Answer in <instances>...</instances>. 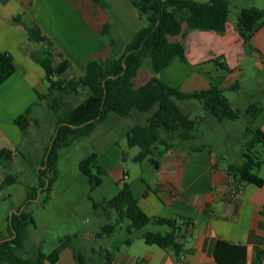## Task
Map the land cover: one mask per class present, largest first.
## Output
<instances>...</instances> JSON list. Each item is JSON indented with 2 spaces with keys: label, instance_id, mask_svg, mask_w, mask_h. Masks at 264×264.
I'll return each mask as SVG.
<instances>
[{
  "label": "crops",
  "instance_id": "obj_1",
  "mask_svg": "<svg viewBox=\"0 0 264 264\" xmlns=\"http://www.w3.org/2000/svg\"><path fill=\"white\" fill-rule=\"evenodd\" d=\"M104 1L107 6L103 9L93 0H0V53L12 57L16 70L0 85V151L10 150L14 153L19 151L27 140L15 124L16 119L38 103L33 110V117L37 122L36 117L42 114L43 106L47 105L45 101L39 102V98L48 95L49 89L45 82L44 69L32 58L37 45L30 41L27 27L35 24L42 31L46 40L43 45L53 54L54 68L67 65L57 78L78 80L85 76L90 61L96 60L106 64L115 55L124 53L129 45L122 43L121 40L123 34L121 23L124 19L121 15L122 6L116 4L115 0L111 3ZM110 6L114 10V23L109 12ZM135 16L137 17L138 13ZM106 25H110V30L104 35ZM190 36L192 32L185 38L178 39L185 41L182 43L185 47L186 63L191 58L192 74L180 87H172H177L184 93L213 87L221 89L224 93L240 90L241 80L246 72L243 62L247 60L254 61L256 69L264 73V28L255 34L251 42L252 49L249 50L244 48V40L237 32L236 23L230 18L222 35L201 32L187 43ZM179 61L183 63L180 59ZM164 70L160 72L159 78L171 86L163 81ZM139 73L140 70L135 83L139 79ZM151 77L144 79L145 83L140 86L146 84ZM259 83L262 87L258 89L261 93L258 96H263L264 81ZM83 92L89 95L88 89H81L79 94ZM259 103L264 105L262 102ZM230 104L234 109L240 110L231 102ZM251 104L253 103L245 105L240 111H244ZM179 107L181 108L180 105ZM181 110L183 111L182 108ZM185 114L194 120L189 114ZM127 118L130 122L128 131L135 125L133 122L140 121L134 114ZM36 124L33 123L31 126L30 137ZM254 124L264 133V112ZM127 133L120 140L106 136L104 144L108 148L102 151L116 152L114 162L107 170L113 173L120 189L122 181L128 179L123 167L126 156L131 152ZM243 138H247V135L245 134ZM237 140L240 141L241 137L238 136ZM191 141L177 142L174 149L159 160L158 169L148 163L146 169L150 176L148 179H142L143 188L138 194L135 193L138 205L146 215L166 219L180 217L189 223L179 232L181 253L176 255L173 251L147 245L139 235H136L131 243H127L129 235L124 227H120L108 239H99L97 232L89 231L84 234L85 241L94 244L85 252V256L91 262L218 264L214 259V250L217 242L223 241L246 247L247 264L254 263L258 249L263 253L264 264V185L257 187L252 184L235 183L227 169L229 164L220 165L207 144L203 145H207L209 150H193L198 146L190 144ZM256 148L257 146L254 149ZM257 153L264 161V144ZM16 156L17 153L15 158ZM135 156L132 157V161ZM261 170L262 168L257 172ZM258 176L264 179V176L259 174ZM4 178L5 171L0 167V199L3 198ZM233 190H237L238 194L231 198ZM8 231L9 229L4 231L0 228V238H7L5 234ZM101 250L108 252L110 261L100 257ZM75 251L73 246L62 251L57 264H77Z\"/></svg>",
  "mask_w": 264,
  "mask_h": 264
},
{
  "label": "trees",
  "instance_id": "obj_2",
  "mask_svg": "<svg viewBox=\"0 0 264 264\" xmlns=\"http://www.w3.org/2000/svg\"><path fill=\"white\" fill-rule=\"evenodd\" d=\"M93 1L103 9L107 6L104 0ZM131 2L139 15L145 19L146 26L134 35L124 53L115 55L106 64L96 60L90 61L85 76L78 80L57 78L67 65L54 68L53 54L43 45L46 40L42 31L35 24L27 27L30 41L37 45L32 58L44 69L45 82L49 89L48 95L39 98V102L45 101L50 112L56 116L55 133L50 137L42 158V167L46 166V169L40 168L37 171L40 183L35 193H28L27 202L37 199L39 191L40 195L47 193L45 203L47 202L55 181V177L48 178L47 173L53 172L56 175L58 150L68 148L76 140L91 135L98 125L106 121L110 113L123 118L133 114L145 117V121H138L128 131L127 142L130 149H139V153L133 159L134 163L141 165L151 163L155 169L160 167L159 160L174 149L177 142L194 139L197 122L181 110L179 103L199 101L205 110L219 121L235 122L245 118L246 132L255 135L249 142V149L253 150L257 145L264 144V133L260 129H253L254 121L264 112V105L256 103L244 111L236 110L225 97L224 91L219 88L184 93L177 87L165 84L158 77L175 59L186 63L185 47L177 40L178 38H185L191 31L214 32L218 35L225 33L231 1L211 0L207 3H198L190 0H131ZM263 28L264 11L256 7H247L240 11L236 29L243 38L245 47L252 49L253 37ZM109 30L110 25H106L103 34L106 35ZM147 59L151 62L152 77L146 84L137 87L135 80ZM15 71L12 57L0 53V85ZM84 88L89 90L87 99L72 108L66 101L67 97L78 95ZM37 105L38 103L29 108L15 121L26 140L30 138L32 124L37 123L33 117V110ZM53 139V147L50 150ZM249 149L243 153L245 161L242 165L227 166L229 175L235 183L262 187L264 179L258 176L257 171L264 167V161L258 153L249 154ZM193 150H209V147L201 145L194 147ZM19 152L17 150L16 153ZM16 153L10 150L0 151V167L5 171L2 188L18 183L17 178L10 174ZM97 160L98 156L93 154L80 164V171L88 179L91 191L102 185V176L105 173ZM94 209L103 211L106 217H110L112 212L116 214L115 224L104 225L97 235L99 239H108L118 228L124 227L129 235L127 243H131L134 237L139 235L147 245L173 251L176 255L182 251L179 232L189 223L180 217L166 219L146 215L138 205L132 184L127 183L126 179L122 181L121 189L113 199L94 203ZM8 223L9 237L0 238V264H57L62 251L72 246L70 239L67 241L61 239L59 247L50 256L39 252L35 256L27 257L23 250L27 241V228L33 223L32 217L23 210L20 214H13L11 221L8 218ZM148 226L168 227L170 231L165 235L152 231L141 233ZM99 253L102 259L110 261L106 250ZM262 257L263 253L257 249L253 264H263ZM214 259L218 264H247L248 253L244 246L219 241L214 250ZM75 260L77 264H96L85 254L77 251Z\"/></svg>",
  "mask_w": 264,
  "mask_h": 264
},
{
  "label": "rangeland",
  "instance_id": "obj_3",
  "mask_svg": "<svg viewBox=\"0 0 264 264\" xmlns=\"http://www.w3.org/2000/svg\"><path fill=\"white\" fill-rule=\"evenodd\" d=\"M106 1L111 3L112 0ZM190 1L207 3L210 0ZM230 1L229 18L233 23H236V26L242 9L256 7L264 11V0ZM115 2L122 6L120 7L122 8L121 15L124 18L121 23L123 30L121 40L122 43L129 44L135 33L146 26V21L133 7L131 0H115ZM109 12L113 16L112 22L114 23V10L111 6L109 7ZM136 13H138L137 17L135 16ZM191 32L192 36L188 38L187 43L191 42L190 40H193L195 35L203 31ZM178 40L185 42L181 39ZM244 48L249 50L245 45ZM150 63V59H147L140 69L136 86H140L145 83L143 82L144 79L147 80L151 77ZM192 64L191 58L187 60V63H181L177 58L162 73L163 81L171 86L180 87L191 76ZM243 64H245L246 72L241 80L242 88L224 93L232 105L240 110L249 103H264V95L258 96L261 94L258 89L262 87L259 82L264 81V73H260L256 69L252 60H247ZM87 97V94L83 92L79 95L68 96L66 101L74 108L83 103ZM179 105L185 113L189 114L197 122L194 139L190 144L195 146L207 144L222 166L228 164L242 165L244 163L243 153L247 152L249 142L255 137L254 134L246 132L247 119L242 118L235 122L228 120L219 121L207 112L198 101L179 103ZM134 117H137L140 121H145V117L135 114ZM36 119L37 124L32 128V136L19 149L20 152L17 154L10 171V174L17 178L18 183L5 187L3 198L0 199V228L4 231L8 230L10 214L24 209L26 214L33 219V223H30L27 228V241L23 250L25 256L32 257L39 252L45 256H50L59 247L61 239L64 241L70 239L75 250L85 254L88 247L94 244L85 241L84 234L89 231L100 233L104 225H113L116 222V214L114 212L111 213L110 217H106L103 211L94 209V203H101L104 199L111 200L120 190L113 173L107 170V167L113 164L116 152L115 150H109L107 153H102V151L108 148L104 144L106 136H110L115 140L123 138L129 129V119H123L112 113L108 121L98 125L92 135L76 140L68 148L58 150L56 175L53 172L47 173V177L51 179L55 177V181L50 198L46 203L47 193H43L39 198L37 197V199L30 202H27L26 197L28 193H35V189L39 186L40 178L37 175V171L42 168V158L45 149L50 137L55 133L56 116L50 112L47 105H44L42 114ZM253 129H257L256 124L253 125ZM239 132L240 135H238ZM245 134L247 138L244 139ZM238 136L241 137L240 141L237 140ZM260 149H262V144L257 145L256 150L249 149L248 153L256 155ZM138 152V148L131 149L123 164L124 170L128 174L126 182L132 184L136 194L143 188L142 179H148L150 176V172L146 169V166L149 165L147 162L141 165L132 161V157ZM93 154L98 156V164L105 173L102 176V185L91 191L88 179L80 171V164ZM94 173H96V170H94ZM257 174L264 176V167ZM147 231L160 232L165 235L169 233L170 229L168 227L148 226L141 233ZM5 236L9 237V231Z\"/></svg>",
  "mask_w": 264,
  "mask_h": 264
},
{
  "label": "water",
  "instance_id": "obj_4",
  "mask_svg": "<svg viewBox=\"0 0 264 264\" xmlns=\"http://www.w3.org/2000/svg\"><path fill=\"white\" fill-rule=\"evenodd\" d=\"M125 70H126V68H125ZM53 143H54V139L52 140V143H51V146H50V150L52 149V147H53ZM47 159H48V157H46V161H47ZM42 169H46V166H44V167H42ZM48 186V182H47V184H46V187ZM40 197V191H39V194H38V198ZM23 210L24 209H22L20 212H12L11 214H10V221H11V218H12V215L13 214H20L21 212H23Z\"/></svg>",
  "mask_w": 264,
  "mask_h": 264
},
{
  "label": "built area",
  "instance_id": "obj_5",
  "mask_svg": "<svg viewBox=\"0 0 264 264\" xmlns=\"http://www.w3.org/2000/svg\"><path fill=\"white\" fill-rule=\"evenodd\" d=\"M237 194H238V193H237V190H233V191L231 192V194H230V197L233 198V197H235Z\"/></svg>",
  "mask_w": 264,
  "mask_h": 264
}]
</instances>
